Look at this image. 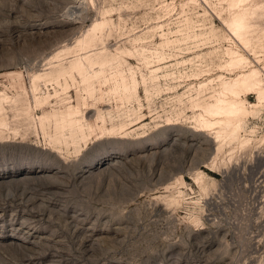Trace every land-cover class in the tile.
<instances>
[{
  "label": "rangeland",
  "instance_id": "obj_1",
  "mask_svg": "<svg viewBox=\"0 0 264 264\" xmlns=\"http://www.w3.org/2000/svg\"><path fill=\"white\" fill-rule=\"evenodd\" d=\"M231 5L0 0V94L13 101L0 139V264H264V106L252 109L256 94L242 95L241 137L254 131L243 150L240 139L216 150L196 118H210L204 106L222 81L249 72L227 67V49L264 64V52L256 57L226 23ZM105 20L95 36L92 24ZM186 22L203 34L168 43ZM83 45L116 58L93 96L70 78L65 91L49 78ZM199 56L208 72H197ZM35 74L48 75L39 84L54 96L41 106ZM78 98L80 117L96 128L86 139L73 144L54 124L36 122Z\"/></svg>",
  "mask_w": 264,
  "mask_h": 264
},
{
  "label": "bare ground",
  "instance_id": "obj_2",
  "mask_svg": "<svg viewBox=\"0 0 264 264\" xmlns=\"http://www.w3.org/2000/svg\"><path fill=\"white\" fill-rule=\"evenodd\" d=\"M230 1L232 3L231 9L234 14L231 20L226 21V23L236 38L242 40L246 44L252 45L251 47L253 49H251L257 57L259 52H264V31L258 28L260 21L264 18V0ZM248 1H251V3L249 4V7H246L245 5ZM109 25L110 23L107 20L96 21L94 24H92L90 31L93 32L95 36H97L98 33H101L103 36L105 34L106 28ZM252 26H257V29L251 35L250 29ZM159 27L162 28L163 26ZM195 30L196 25H191V23L186 22V24L180 30L183 36L180 39L167 42L187 41L191 38H198L199 35L203 34V32L198 34L195 32ZM164 34L165 33H163V35ZM91 40L95 42V39ZM83 42V44H85L87 40ZM81 49L84 51V53L79 54L75 59H73L68 68L61 66L56 76L50 75L49 78L57 82L58 85H62L64 91L69 87L68 79L70 78L74 84L77 85L78 93L79 90H81L82 83L86 93H89L91 96H93L96 90V80L101 76H105L106 67L109 66L116 58H109L108 55L101 53L90 54L89 51H87L88 46L86 45L81 46ZM224 55L228 57L225 60L227 67L234 71L237 69H244V71H246L249 68V72L239 73L238 76L232 81H222L221 87L213 90L204 106V110L207 115L210 116V118L202 119V121H200L199 117L201 114L196 116V118L198 123H200L199 127H201V130L211 132L210 136L216 150L221 149L225 143L236 139H240V146L238 148L243 150L246 149L252 141L251 134L254 131H248V135L241 137L242 126L239 122V118L240 115H245L249 112L248 107L246 106L248 98L243 97L242 95H247L248 93L256 94L258 103L252 104V109L261 110V108L264 106V64L261 67H252L250 65L251 62L245 55L230 48L227 49ZM224 55L223 57H225ZM199 57L201 58V63L196 68L197 72H208L209 69L207 68L209 67V64L207 63V59H204L202 56ZM190 62H192V59ZM157 71L158 69H156V72ZM76 74L80 76L81 81H77ZM46 76L48 75H33V94L37 106H41L54 98V96L51 95L49 91H44L39 84V81L44 79ZM185 76L188 77L189 74L186 73ZM60 78L64 79V84L60 82ZM202 87L203 86L201 85L199 91L197 92V96H200L201 92L204 91L202 90ZM55 95H58V91L56 89ZM79 98L78 102L70 107L61 108L58 110L54 109L49 114H43L42 116L34 118L36 122L40 123L43 128H45L47 124L50 126L54 124V126H56V128H58V130L61 132L63 136H61L62 138H64L66 135H69L72 137L71 141L73 144H76L78 138L80 139V137L83 136L85 137L83 139H86L88 136H90V134L92 135V133L96 132V128L90 122V120L84 118V121L80 117L82 112L80 109L82 102ZM194 99L196 98H189V104H191L192 107L200 106V101ZM12 102V99L4 92L0 94V139L6 136L5 134L9 129L7 119L9 117L6 115L8 112L6 113L5 103L10 104ZM236 119L238 120L234 122ZM225 124H228L229 127H225ZM102 127L107 130L105 125H102ZM263 142L264 135H262L261 138L257 140L258 144ZM68 143L70 144V142ZM236 149L232 150L230 154L233 155Z\"/></svg>",
  "mask_w": 264,
  "mask_h": 264
}]
</instances>
